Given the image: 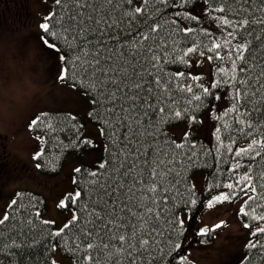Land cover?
<instances>
[{
	"label": "snow or ice",
	"instance_id": "6c2138e0",
	"mask_svg": "<svg viewBox=\"0 0 264 264\" xmlns=\"http://www.w3.org/2000/svg\"><path fill=\"white\" fill-rule=\"evenodd\" d=\"M212 24L219 36L205 27ZM38 28L46 71L88 103L83 113L63 114L73 148L91 152L102 139L103 155L81 159L70 185L50 198L61 220L42 218L49 209L35 196L25 204L20 191L0 195V264H64L58 248L73 264H192L189 249L228 223L201 226L200 212L241 196L247 237L238 264H264V176L252 167L264 159V0H54ZM193 54L218 62L207 85L180 70L192 67ZM198 115L219 125H212L217 161L240 139L247 143L234 152L228 182L202 193L184 175L205 147L192 131L205 122ZM178 122L187 124L180 142ZM26 130L36 163L15 178L55 172L45 145L65 130L60 117L40 109ZM5 176L0 168V188Z\"/></svg>",
	"mask_w": 264,
	"mask_h": 264
},
{
	"label": "rangeland",
	"instance_id": "374dc122",
	"mask_svg": "<svg viewBox=\"0 0 264 264\" xmlns=\"http://www.w3.org/2000/svg\"><path fill=\"white\" fill-rule=\"evenodd\" d=\"M53 2L54 0H13L11 4H0V12L5 14L0 18V101L5 105L6 113L25 99L28 100L29 107H34L29 118L40 109L83 113L88 107L82 92L78 93L69 85L60 84L46 71L48 62L37 47L36 38L40 33L38 21ZM210 29L219 36L215 24L210 25ZM192 65V75H204L208 80L212 79L213 64L206 57L199 58ZM23 113L24 110L10 118L6 115L0 123V168L6 173L0 195L7 198L17 191H35L48 198L46 200L49 213L44 218L52 214L57 220H61L63 219L60 215L61 210H54L50 198L54 193L63 192L70 185L69 178L74 175L72 169L80 166L81 159L70 157L61 174L56 177H46L38 171L32 176L25 175L22 179H16L19 169L33 168L36 163L31 158L36 142L30 139V134L26 130L29 118L23 120ZM201 120L205 121L204 124L194 126L192 131L197 136L204 137L214 131L212 125L216 123L215 120L205 119L204 116ZM186 130V122L176 129L178 141ZM88 132L95 136L98 133V125L94 122L88 124ZM96 143L100 146L94 152L86 153L83 159L86 163L96 162L97 158L103 155V140H97ZM206 177L205 172H196L192 178V182L201 193L206 187ZM243 200L244 197L241 196L232 203L218 204L211 210L205 208L200 217L201 226L211 229L221 220L228 223L212 234L214 239L208 240L207 245H194L189 249L192 261L197 264H238L247 237L243 221L237 216ZM3 205L4 199H0V207ZM63 215L68 214L65 211ZM55 258L58 261L63 259L64 264H73L59 248Z\"/></svg>",
	"mask_w": 264,
	"mask_h": 264
},
{
	"label": "trees",
	"instance_id": "16d2710c",
	"mask_svg": "<svg viewBox=\"0 0 264 264\" xmlns=\"http://www.w3.org/2000/svg\"><path fill=\"white\" fill-rule=\"evenodd\" d=\"M170 11H174V10H170ZM205 27H207L208 30L211 31L210 25H205ZM197 39L199 40L200 37H197ZM199 58H201V57L198 54H193L190 58V61H191V63H193L196 60H198ZM217 63L218 62H215V61L212 62V64H213V66H212V70H213L212 79L214 78V73H215ZM262 63H264V61H262ZM179 67H180V70L186 72V75L189 73L192 75L193 65L189 69H185L183 66H179ZM175 68H176V66H172V68L170 70H175ZM192 76H194V75H192ZM200 76L204 77V79L202 81H200L199 83H204L205 85H207L212 80V79L208 80V78L204 75H200ZM188 83H193V82L191 80H189ZM49 111H51L54 114V122H55V117H60V126H63L65 129L62 132L54 133L51 137H48V143L45 145L46 155L44 157V160H46L48 162L47 168L50 169L52 167H55L57 170L55 172H51V171H40V172L43 175H45L46 177L52 178V177H56V176L61 174V172L63 171V169H64V167H65V165H66V163L70 157L74 156V157H78L80 159H84V156L86 155V150L84 148L74 149L72 146L71 141L76 139L75 133L72 131L71 127L67 125V122H65L63 120V114L68 113V112L63 111V110H56V109H50ZM203 116L204 115H198L197 118L199 120H201ZM178 123L180 125L184 122H178ZM215 123L217 126H219L216 121H215ZM197 126H201V125H197ZM222 133H223V129H222ZM193 134L195 135L196 139L199 142H202V144L205 147H204V151L202 153H198V159L194 160L190 165L187 166V170L184 172L185 177H187L189 179L190 183H193L192 178L196 172H205L207 174L205 189L208 187V185L210 183H215V182L226 183V182H228L226 179L227 171H228L229 167L231 166V163H234L235 160L237 159L234 157V152L239 147H247V143L243 139H240L237 144H234L232 146L233 147V153H226V152H224V150H222V155H221L219 161H217L215 150L213 147L215 144V138H214V136H212V132L209 135L204 136V137H199L194 132H193ZM175 137H176V135H175ZM189 139L191 140L192 136H190ZM222 139L224 140V143L226 145L229 143V140L226 137H224L223 135H222ZM177 142H180V141H178V139H177ZM210 149L212 150V155H210V156L205 155L204 153H207ZM94 151H91V152H94ZM87 153H89V152H87ZM257 161L258 162L252 166L253 171L256 173L257 176H264V159H260L259 157H257ZM240 162L247 166L248 165L247 157L242 159ZM244 171H245V169L241 168L236 173V175L238 176V175L242 174ZM261 183H264V181H261ZM220 190L221 191H227L226 189H220ZM260 191H264V189H260L258 187V192H260ZM20 192L23 194V201L25 204L30 203L29 197L35 196V197L43 200L44 203L48 206L47 200L42 194H39L35 191H30V190H22ZM199 193H201V192H199ZM236 200H234V201H236ZM204 210L205 209H203L200 212L199 222H200V217H201L202 213L204 212ZM45 215L46 214L42 212V218H44ZM210 239H214L213 235H210L207 238V240H210ZM189 252H190V250H189ZM61 253L64 256L68 257L65 253H63V252H61ZM189 260L192 262V264H197L196 262H194L190 259V255H189Z\"/></svg>",
	"mask_w": 264,
	"mask_h": 264
},
{
	"label": "clouds",
	"instance_id": "9594fccd",
	"mask_svg": "<svg viewBox=\"0 0 264 264\" xmlns=\"http://www.w3.org/2000/svg\"><path fill=\"white\" fill-rule=\"evenodd\" d=\"M34 107H29L28 106V100H21L18 102V104L15 106V108H12L8 110V112H5V105L3 104L2 101H0V123L3 122L5 119L6 115L10 118L12 115H17L19 114L22 110H24L23 113V120H26L29 118L30 113L32 112Z\"/></svg>",
	"mask_w": 264,
	"mask_h": 264
},
{
	"label": "flooded vegetation",
	"instance_id": "af4514ba",
	"mask_svg": "<svg viewBox=\"0 0 264 264\" xmlns=\"http://www.w3.org/2000/svg\"><path fill=\"white\" fill-rule=\"evenodd\" d=\"M13 3V0H0V4H11ZM5 16L3 12H0V18Z\"/></svg>",
	"mask_w": 264,
	"mask_h": 264
}]
</instances>
